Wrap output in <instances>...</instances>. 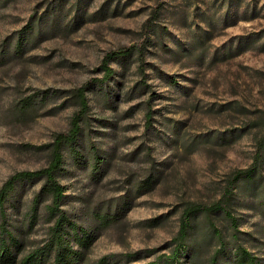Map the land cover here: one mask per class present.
Returning <instances> with one entry per match:
<instances>
[{"label":"rangeland","instance_id":"obj_1","mask_svg":"<svg viewBox=\"0 0 264 264\" xmlns=\"http://www.w3.org/2000/svg\"><path fill=\"white\" fill-rule=\"evenodd\" d=\"M134 44L142 52L112 60L113 76L87 92L78 152L63 149V207L94 235L90 262L168 258L185 208L222 199L264 139V0H0V187L49 164L50 143L80 110L73 90L104 76L109 51ZM256 177L225 199L239 230L223 211L198 214L179 264H212L213 225L226 241L218 264H237L238 246L264 264V160ZM42 184L23 182L6 205L25 252L53 223L47 195L28 224Z\"/></svg>","mask_w":264,"mask_h":264},{"label":"trees","instance_id":"obj_2","mask_svg":"<svg viewBox=\"0 0 264 264\" xmlns=\"http://www.w3.org/2000/svg\"><path fill=\"white\" fill-rule=\"evenodd\" d=\"M28 24L24 29L29 28ZM24 34H20L17 40V48L22 49L26 43ZM142 44H134L131 46H124L118 49L109 51L103 58L100 68L104 71L102 78H96L86 82L84 85L73 90L74 97L78 100L80 110L77 111L73 117L71 128L67 132H59L56 134L54 141L50 143L51 159L47 166L34 170H21L15 172L7 178V180L0 187V264H105L110 257L117 256L116 254L104 255L97 262H90L87 257V251L90 248L94 235L88 229L78 224V222L71 218L68 211L64 209L63 205L66 199L65 186L59 181V174L63 169L64 162V147L68 146L72 151L78 152L75 144L82 132L81 121L85 118V114L89 109V101L87 92L96 83H104L114 74V69L110 62L115 59L126 60L130 58L135 51L142 52ZM43 99L49 95V90H43ZM26 98L25 107L32 106L33 102ZM28 101V102H27ZM32 103V104H31ZM150 113L148 118L150 119ZM96 150V149H95ZM97 151V150H96ZM264 160V139L260 140L259 148L256 152L253 162L244 168L237 169L232 178L228 181L224 196L222 199L209 204H193L185 208L181 215L180 227L177 236L174 238L175 248L173 252L165 258L159 256L155 261L146 264H165L176 263L182 256L187 255L189 247L187 244L190 236V228L192 220L200 213H216L223 211L230 220L232 227L238 229V219L234 213L228 208L225 199L233 194V190L239 181H246L249 184L257 186L256 177L262 161ZM42 179L43 184L40 191L33 198V205L31 207L29 227H32L37 221V212L41 203L46 200V196L51 197L50 203L47 204L50 220L53 221L49 228L48 238L39 246L32 250L23 251V242L15 231L11 228L8 220V212L6 205L12 202V196L16 192L18 186L25 181ZM259 181V180H258ZM254 189V188H253ZM12 206L15 204L11 203ZM99 220L104 224H110L115 217L108 214L98 215ZM214 226L215 235L219 239L220 245L216 248L211 256V263L218 264L220 259L227 254L226 241L219 228ZM129 256H133L129 254ZM237 264H258L257 257L251 255L247 249L238 246L234 257H232Z\"/></svg>","mask_w":264,"mask_h":264}]
</instances>
